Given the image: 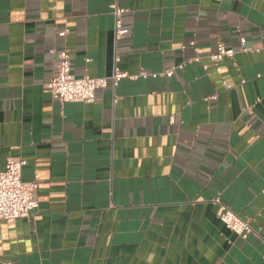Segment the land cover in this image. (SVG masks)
<instances>
[{
	"label": "crops",
	"instance_id": "1",
	"mask_svg": "<svg viewBox=\"0 0 264 264\" xmlns=\"http://www.w3.org/2000/svg\"><path fill=\"white\" fill-rule=\"evenodd\" d=\"M119 2L116 40L111 0H0V171L19 157L38 182L0 264H264V0ZM219 43L235 55L212 64ZM63 49L107 79L92 104L45 91ZM115 58L158 77L113 86Z\"/></svg>",
	"mask_w": 264,
	"mask_h": 264
},
{
	"label": "built area",
	"instance_id": "2",
	"mask_svg": "<svg viewBox=\"0 0 264 264\" xmlns=\"http://www.w3.org/2000/svg\"><path fill=\"white\" fill-rule=\"evenodd\" d=\"M109 10L114 20L115 39L119 40L127 34V29L124 28L122 22L125 10L120 6L119 0H111ZM240 43L241 51H248L244 48V39H241ZM49 53L57 58V70L56 75L45 85V91L52 96H56L61 105L66 103L92 104L95 101L96 93L106 88V78L90 77L88 75L83 77L74 76L71 72V60L68 50L63 49L59 52L50 50ZM234 55V50L219 43L216 52L209 56V60L212 64H216L225 58L232 59ZM193 61L199 62V58H194ZM118 62L119 58H115V65L110 76L113 86L124 79L136 80L138 78L158 77L157 74L144 71H140L136 75H129L118 68ZM203 68L206 69V66H203ZM173 72L174 69H171L165 72L163 76L171 78ZM225 86L230 89V86ZM113 103L116 104L115 99ZM25 165V160L19 157H9L0 171V220L14 222L22 218H28L38 208V202L33 196L38 187L37 176L31 182H24L21 173ZM213 203L219 206L218 218L227 230L240 238H246L252 233L248 220L238 217L218 199L213 200Z\"/></svg>",
	"mask_w": 264,
	"mask_h": 264
}]
</instances>
